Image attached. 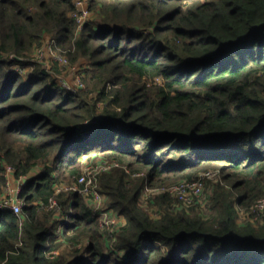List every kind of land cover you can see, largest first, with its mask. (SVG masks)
I'll use <instances>...</instances> for the list:
<instances>
[{
    "label": "trees",
    "instance_id": "obj_1",
    "mask_svg": "<svg viewBox=\"0 0 264 264\" xmlns=\"http://www.w3.org/2000/svg\"><path fill=\"white\" fill-rule=\"evenodd\" d=\"M88 3L78 30L73 0H0V197L5 167L27 179L20 215L0 209V264H264V0ZM47 36L89 62L85 89L7 70ZM92 154L119 164L97 177L111 231L55 194ZM204 172V204L175 206L168 189Z\"/></svg>",
    "mask_w": 264,
    "mask_h": 264
},
{
    "label": "built area",
    "instance_id": "obj_2",
    "mask_svg": "<svg viewBox=\"0 0 264 264\" xmlns=\"http://www.w3.org/2000/svg\"><path fill=\"white\" fill-rule=\"evenodd\" d=\"M82 1H78L76 3V7L79 8V14L75 17V21L78 24V26H81L84 22V17L86 16V13L82 10V4L79 3ZM79 3V4H78ZM76 13H78V10L76 9ZM46 39V38H45ZM44 39V40H45ZM43 40V41H44ZM52 40L54 46L56 47L55 41L53 38H50ZM55 47L53 49H50V52L52 54L51 56V63L52 64H57L59 66L65 67L67 65V59L63 57L62 55H59L56 52ZM40 48V47H39ZM38 48V49H39ZM57 48V47H56ZM36 51V50H35ZM34 51V52H35ZM53 52H56L57 54L55 55ZM57 56V57H56ZM29 57V56H28ZM9 60H17L19 62L13 63L10 66H8L7 70L8 71H14L17 72L18 74H24L25 70L27 68H31V71H33L34 65L30 59H27L25 57L21 58H16L13 55L9 56ZM46 72L49 70L48 67L44 69ZM31 71H28L25 73L24 76H26L28 73ZM58 73V72H56ZM55 80L57 76H52ZM59 86L66 91L69 92H76L78 90L83 89V78H80L78 82H75L73 85H69L67 81L64 79L60 78L58 79ZM89 159V158H88ZM93 159V158H92ZM97 163H100L96 165ZM95 164H89L86 163V167H82L81 171L79 172L78 176L73 177L71 179V184L69 185H63L64 190L60 189V185H57L55 187V194L58 193L59 191H65V190H71L73 192L78 193L81 197H83L86 201V204L93 209L94 214L99 218L98 221L101 225V227H104V229L111 231L112 227L120 225V221L112 214V211L108 209L107 207L102 206V196L98 192V186H97V177L100 175L102 172L109 171L110 169L114 167H118L119 164L116 162H110L107 160H102L99 161ZM84 164V163H83ZM96 165L95 167H93ZM128 172V170L126 169ZM13 169L10 167H5L4 170V176L6 178V188L4 190L3 195L0 197V209H10L12 210L16 215H20L22 207H24V202L20 199H18V194L20 192V188L23 184V181L25 177L20 178L15 180L12 176L13 174ZM216 173L214 172H204L200 174V176L197 179L190 180V181H180L174 185H172L168 189V195L177 207H182L184 205L189 206L195 202V200L202 201L205 200L206 194L204 190V185L207 181V179H212L214 178ZM132 176H142V173H134ZM13 186H12V185ZM151 191L159 192L160 190L158 189H146L145 193L143 194L144 199H147L150 197ZM163 191V190H162ZM92 202V204H91ZM39 205L43 208L47 209H56V211H59L63 213L62 211L59 210L58 206L56 205V200L54 196L50 197L48 199L47 205L40 202ZM95 206V208L91 207ZM255 214L264 212V197L258 200L255 203L254 206ZM71 213V211H69ZM62 215V216H61ZM59 214L57 217L61 220V223L59 226H57L56 232L60 233L62 232L63 229V224L66 223V215L64 214ZM155 215V214H154ZM58 251V250H57ZM55 251V252H57Z\"/></svg>",
    "mask_w": 264,
    "mask_h": 264
},
{
    "label": "rangeland",
    "instance_id": "obj_3",
    "mask_svg": "<svg viewBox=\"0 0 264 264\" xmlns=\"http://www.w3.org/2000/svg\"><path fill=\"white\" fill-rule=\"evenodd\" d=\"M78 1H82V2H79V3H83L81 7H82V10L86 13V16L84 17V20H83V22H85V21H87V20H89L91 18L93 12H92V10H90L88 0H73L74 7H76V3ZM76 9L78 10L77 14H79V11H80L79 8L76 7ZM76 25H77V23H76ZM81 26L77 25V29L78 30L81 29ZM54 47L55 46H54L52 40H50V37L47 36L44 41H41L40 48L37 49L35 52H33L32 56H29V57H25L24 56V57L27 58V59H30L32 61L33 65L36 64L38 67H40V69H46V67H48L49 70L47 72L50 73L52 76H57L55 78V83H57L58 85H59L58 79H60V78H62L65 81H67L70 86L73 85L75 82H78L80 78H83V83H84L83 89H85L86 85H85V82H84V78L86 77V72L89 71L90 68H91L90 65H89V62H87L86 60H78L77 62H72L67 57V55H65V53H62L58 48L55 47L56 52L59 55H62L63 57H65L67 59V65L65 67H63V66H59L57 64H52L51 63L52 54L50 52V49H53ZM56 52H53V53L56 55L57 54ZM28 71H31V68H27L25 70L24 74H21L23 79H25L24 75ZM56 72H58V73H56ZM92 158H93V154L90 155L89 159L87 157H84L83 160H82V163L80 164V168L82 169V167H86L87 166V165H85L86 163L95 164V163H97L99 161L106 160V159H102L101 157H98V156H96L93 159ZM98 164H100V163H97L96 165H98ZM96 165H94L93 167H95ZM81 169H80V171H81ZM33 172H36V170H34ZM142 176H143V173H142ZM135 177H138V176H135ZM24 180H26V177H25ZM212 181H214V180L212 179ZM69 184H71V179L68 180V181L62 182V185H60V189L64 190L63 185L67 186ZM97 186H98V180H97ZM98 188H99V186H98ZM146 189H149V188H145V190H143V192H142V201L144 199L143 194L145 193ZM74 194L79 195L76 192H74ZM101 196H102V201H103L105 199V197L102 194H101ZM91 204H92V202H91ZM102 206L103 207H107V205L105 203H102ZM91 207L95 208V206H91ZM202 208H204L203 210H207L206 207H204V206ZM152 213L153 214H150V215L153 216V217H156L154 215V211ZM238 217H239L240 221H244L245 219L248 218L246 216V213H244L243 211L239 212ZM121 219L124 222L123 217ZM123 222H121V223H123ZM61 240H62V238L58 234V239H57V241H58L57 242V244H58L57 250L58 251L57 252H55V251L52 252V254H51L52 256H54L55 254H60L61 251H64V250L67 249L66 242L61 241Z\"/></svg>",
    "mask_w": 264,
    "mask_h": 264
},
{
    "label": "clouds",
    "instance_id": "obj_4",
    "mask_svg": "<svg viewBox=\"0 0 264 264\" xmlns=\"http://www.w3.org/2000/svg\"><path fill=\"white\" fill-rule=\"evenodd\" d=\"M25 77V79H27V76H24ZM84 157H86V156H84ZM27 180V179H26ZM24 183V182H23ZM25 184V183H24Z\"/></svg>",
    "mask_w": 264,
    "mask_h": 264
},
{
    "label": "water",
    "instance_id": "obj_5",
    "mask_svg": "<svg viewBox=\"0 0 264 264\" xmlns=\"http://www.w3.org/2000/svg\"><path fill=\"white\" fill-rule=\"evenodd\" d=\"M23 182H24V183H26V182H27V180H24Z\"/></svg>",
    "mask_w": 264,
    "mask_h": 264
},
{
    "label": "crops",
    "instance_id": "obj_6",
    "mask_svg": "<svg viewBox=\"0 0 264 264\" xmlns=\"http://www.w3.org/2000/svg\"><path fill=\"white\" fill-rule=\"evenodd\" d=\"M28 77V76H27ZM106 200V199H105Z\"/></svg>",
    "mask_w": 264,
    "mask_h": 264
}]
</instances>
